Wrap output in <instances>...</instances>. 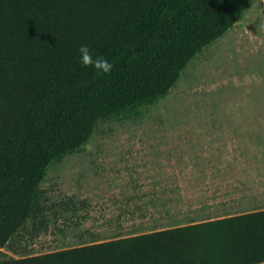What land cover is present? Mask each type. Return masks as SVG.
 I'll use <instances>...</instances> for the list:
<instances>
[{
	"label": "trees",
	"instance_id": "1",
	"mask_svg": "<svg viewBox=\"0 0 264 264\" xmlns=\"http://www.w3.org/2000/svg\"><path fill=\"white\" fill-rule=\"evenodd\" d=\"M250 2L0 0V264L264 261V208L212 215L216 205L236 201L222 198L215 174L197 203L187 197L189 211L203 218L184 214V224L40 253L22 243L50 230L42 188L50 166L80 150L101 120L165 97ZM82 45L111 71L82 66Z\"/></svg>",
	"mask_w": 264,
	"mask_h": 264
},
{
	"label": "rangeland",
	"instance_id": "2",
	"mask_svg": "<svg viewBox=\"0 0 264 264\" xmlns=\"http://www.w3.org/2000/svg\"><path fill=\"white\" fill-rule=\"evenodd\" d=\"M213 174L222 198L236 201L212 215L264 206V0H251L165 97L101 120L80 150L50 166V230L22 243L40 253L185 223L199 217L187 197L197 203Z\"/></svg>",
	"mask_w": 264,
	"mask_h": 264
},
{
	"label": "clouds",
	"instance_id": "3",
	"mask_svg": "<svg viewBox=\"0 0 264 264\" xmlns=\"http://www.w3.org/2000/svg\"><path fill=\"white\" fill-rule=\"evenodd\" d=\"M81 54L80 63L84 67H92L98 73H108L111 71L113 65L102 57L93 59L92 54L87 45H82L79 48Z\"/></svg>",
	"mask_w": 264,
	"mask_h": 264
},
{
	"label": "crops",
	"instance_id": "4",
	"mask_svg": "<svg viewBox=\"0 0 264 264\" xmlns=\"http://www.w3.org/2000/svg\"><path fill=\"white\" fill-rule=\"evenodd\" d=\"M260 195H264V189L263 190H261V194ZM257 208H264V206H261V207H257ZM256 209V208H255ZM250 211V210H249ZM245 212V211H244ZM180 224H184V223H180ZM176 225H178V224H176ZM163 228H165V227H163ZM151 231V230H150ZM145 232V231H144ZM254 264H264V261L263 262H259V263H254Z\"/></svg>",
	"mask_w": 264,
	"mask_h": 264
}]
</instances>
